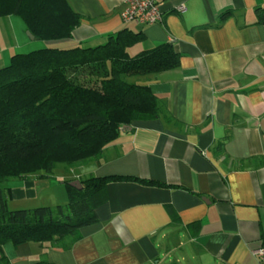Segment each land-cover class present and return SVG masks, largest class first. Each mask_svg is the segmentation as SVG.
<instances>
[{
	"label": "crops",
	"instance_id": "crops-1",
	"mask_svg": "<svg viewBox=\"0 0 264 264\" xmlns=\"http://www.w3.org/2000/svg\"><path fill=\"white\" fill-rule=\"evenodd\" d=\"M156 1L162 22L143 26L122 19L124 0H68L82 23L59 42L97 47L126 31L130 56L169 44L178 67L133 78L153 91L161 113L124 127L85 172L117 178L98 222L65 246L7 244L0 264H259L264 0ZM51 179L17 180L12 199H38ZM76 180L64 178L67 201L66 183Z\"/></svg>",
	"mask_w": 264,
	"mask_h": 264
},
{
	"label": "trees",
	"instance_id": "trees-1",
	"mask_svg": "<svg viewBox=\"0 0 264 264\" xmlns=\"http://www.w3.org/2000/svg\"><path fill=\"white\" fill-rule=\"evenodd\" d=\"M18 16L36 39L72 38L82 23L68 0H0V18ZM133 35L122 31L97 47L44 48L16 54L0 69V250L35 242L65 246L98 222L107 186L91 176L67 185L68 203L11 211V181L48 178L58 165L99 161L134 121L160 116L158 98L133 78L178 67L169 44L132 57Z\"/></svg>",
	"mask_w": 264,
	"mask_h": 264
},
{
	"label": "rangeland",
	"instance_id": "rangeland-1",
	"mask_svg": "<svg viewBox=\"0 0 264 264\" xmlns=\"http://www.w3.org/2000/svg\"><path fill=\"white\" fill-rule=\"evenodd\" d=\"M28 30L23 18L18 16L2 17L0 18V69L7 67L10 64L11 57L16 54L29 53L44 48H59L70 49L74 46L69 44H63L61 42L50 43L40 41L38 39L32 40L27 34ZM112 145V144H111ZM109 145L104 153L111 146ZM97 161H86L78 163L74 167H68L67 165H58L52 174L50 181V187L44 190H40L38 199L18 205L16 198L12 199L8 203V207L11 211L21 209H34L41 207H53L64 206L68 203L65 185L63 183L64 178L70 179L79 177L81 179H88L89 175H85L86 171L92 170L94 163ZM93 175V174H92ZM17 180L11 181V186L16 185ZM53 198V200H49ZM54 201V202H52ZM171 261H169L170 264Z\"/></svg>",
	"mask_w": 264,
	"mask_h": 264
},
{
	"label": "built area",
	"instance_id": "built-area-1",
	"mask_svg": "<svg viewBox=\"0 0 264 264\" xmlns=\"http://www.w3.org/2000/svg\"><path fill=\"white\" fill-rule=\"evenodd\" d=\"M126 8L122 13V19L125 22H135L143 26H154L160 24L163 19V13L156 0H124ZM186 9L180 8L184 13ZM259 264H264V250L259 249L254 252Z\"/></svg>",
	"mask_w": 264,
	"mask_h": 264
},
{
	"label": "water",
	"instance_id": "water-1",
	"mask_svg": "<svg viewBox=\"0 0 264 264\" xmlns=\"http://www.w3.org/2000/svg\"><path fill=\"white\" fill-rule=\"evenodd\" d=\"M27 34L30 37V39H32V40L36 39L35 36L30 31H28ZM70 186L75 188V189H79V190L82 189V185H81L80 181H77V180L70 183Z\"/></svg>",
	"mask_w": 264,
	"mask_h": 264
}]
</instances>
